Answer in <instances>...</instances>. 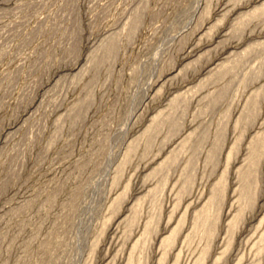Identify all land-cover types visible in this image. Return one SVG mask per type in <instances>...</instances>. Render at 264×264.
Listing matches in <instances>:
<instances>
[{"label": "rangeland", "instance_id": "1", "mask_svg": "<svg viewBox=\"0 0 264 264\" xmlns=\"http://www.w3.org/2000/svg\"><path fill=\"white\" fill-rule=\"evenodd\" d=\"M262 4L0 0V264H264Z\"/></svg>", "mask_w": 264, "mask_h": 264}, {"label": "bare ground", "instance_id": "2", "mask_svg": "<svg viewBox=\"0 0 264 264\" xmlns=\"http://www.w3.org/2000/svg\"><path fill=\"white\" fill-rule=\"evenodd\" d=\"M261 6V5H260ZM259 6V8L258 7H255L254 9H253V11L251 12V16H253V15H257V14H261L263 11H264V5L262 4V6L260 7ZM250 13V12H249ZM248 13V14H249ZM248 14H246V16H250V15H248ZM245 16V17H246ZM248 18H250V17H248ZM261 90V89H260ZM263 90V89H262ZM259 91V90H258ZM258 91H255V93H254V95L255 96H257L258 94H259V92ZM253 99V98H252ZM176 100V99H175ZM255 100V99H254ZM248 102V101H247ZM252 102V101H251ZM254 105V104H253ZM256 109V108H255ZM256 113V112H255ZM227 117V116H226ZM189 135V134H188ZM257 136V135H256ZM191 137V136H190ZM264 134L263 135H261V139H260V141H259V143H257V144H259V146H260V149L261 150H259L257 153H259L258 154V156H260V155H262V151H263V148H264ZM186 139H188V138H186ZM185 139V140H186ZM190 139V138H189ZM254 139V138H253ZM187 141V140H186ZM236 141V140H235ZM256 142H257V140H256ZM186 143V142H185ZM238 143V142H237ZM249 143H250V141H249ZM251 144H252V142H251ZM256 144V143H255ZM250 146V145H249ZM252 147V146H251ZM235 149V148H234ZM233 149V150H234ZM257 149V148H256ZM256 151V150H255ZM252 152H254V151H252ZM234 153V152H233ZM232 151H230L229 153H228V157H227V163H229V160L231 159V157H232ZM255 153L256 152H254V154L252 155V156H255ZM256 153V154H257ZM172 158H173V154L172 155H170ZM251 156V155H250ZM175 157V156H174ZM169 158V157H168ZM171 158V159H172ZM208 158V157H207ZM253 158V157H252ZM255 158V157H254ZM260 158L261 157H259V160H260ZM258 159V158H257ZM170 160V159H169ZM248 160H250V159H248ZM173 161V160H172ZM251 161H252V163H254L253 161H254V159H251ZM166 162V161H165ZM249 162V161H248ZM257 162V161H256ZM259 162V161H258ZM168 163V162H167ZM230 164V163H229ZM248 164H251V163H248ZM256 164V163H255ZM257 164H259V163H257ZM256 164V165H257ZM162 165V164H161ZM246 166V165H245ZM251 166H252V164H251ZM162 167V166H161ZM250 167V166H249ZM249 167H248V169H249ZM254 168V167H253ZM257 168V167H256ZM244 169V168H243ZM246 169H247V167H246ZM245 169V170H246ZM252 169V168H251ZM253 170V169H252ZM250 171V170H249ZM248 171V172H249ZM258 171V170H257ZM226 173V172H225ZM244 172H242V171H239V174L241 175V177H242V175L246 178L249 174L248 173H246L245 172V174H243ZM250 173V172H249ZM252 173V172H251ZM250 173V174H251ZM254 174V173H253ZM255 175V174H254ZM222 176V178H221V184H220V187H221V193H224V191L226 190V176H225V174H223V175H221ZM251 176V175H250ZM252 177V176H251ZM244 179V178H243ZM252 179V178H251ZM257 180V179H256ZM251 181H253V180H251ZM252 184H253V182H252ZM255 184H256V182H255ZM250 185V184H249ZM244 188V187H243ZM246 188V187H245ZM253 188V187H252ZM251 188V189H252ZM248 189V188H247ZM255 189H257V188H255ZM246 190V189H245ZM252 190H254V189H252ZM242 191H244V189L242 190ZM257 191V190H256ZM254 193V192H253ZM225 194V193H224ZM249 194V193H248ZM255 195H256V193H255ZM222 196H224V195H222ZM253 196V195H252ZM253 203H254V201H253V198L250 196L248 199H247V201L245 202V205L244 206H246V207H248V206H250V205H253ZM208 213H209V206H205V209L200 213V214H196V215H199L198 217H197V221L199 222V224H201L200 226H202V224H204V222H205V216L206 215H208ZM238 214L239 213H237V216H238ZM241 215H243L242 213H241ZM239 219H240V216L238 217ZM233 219H235V217L233 218ZM238 219V220H239ZM242 219V218H241ZM195 220H196V217H195ZM238 222V221H237ZM196 223V222H195ZM233 223L234 222H232V225H233ZM198 224V223H197ZM231 225V226H232ZM236 225H237V223H236ZM212 226V225H211ZM213 227V226H212ZM233 228H234V226H233ZM173 231H174V229H173ZM176 234V233H175ZM263 238V237H262ZM263 241H264V238H263ZM262 241V242H263ZM197 264H203L202 263V261H199Z\"/></svg>", "mask_w": 264, "mask_h": 264}]
</instances>
